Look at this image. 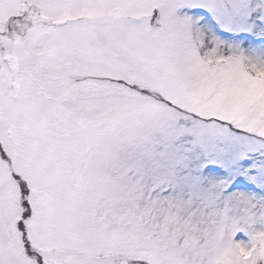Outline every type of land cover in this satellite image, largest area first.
Returning a JSON list of instances; mask_svg holds the SVG:
<instances>
[{"label": "snow or ice", "instance_id": "obj_1", "mask_svg": "<svg viewBox=\"0 0 264 264\" xmlns=\"http://www.w3.org/2000/svg\"><path fill=\"white\" fill-rule=\"evenodd\" d=\"M0 264H264V0H0Z\"/></svg>", "mask_w": 264, "mask_h": 264}]
</instances>
